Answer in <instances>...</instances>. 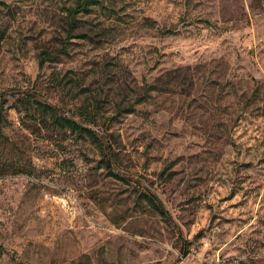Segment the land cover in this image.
Listing matches in <instances>:
<instances>
[{
    "label": "rangeland",
    "instance_id": "1",
    "mask_svg": "<svg viewBox=\"0 0 264 264\" xmlns=\"http://www.w3.org/2000/svg\"><path fill=\"white\" fill-rule=\"evenodd\" d=\"M75 1L0 0V264H264V0Z\"/></svg>",
    "mask_w": 264,
    "mask_h": 264
},
{
    "label": "trees",
    "instance_id": "2",
    "mask_svg": "<svg viewBox=\"0 0 264 264\" xmlns=\"http://www.w3.org/2000/svg\"><path fill=\"white\" fill-rule=\"evenodd\" d=\"M96 2H97L96 0H76L75 1V6L71 10V14L69 18V25L66 30L67 38L72 37V32L77 26L75 16L80 13L86 12L89 9V7L91 5H94ZM163 33H166V32H163ZM53 58L54 56L51 55L50 53L42 52L40 54V60H39L38 66L41 67L44 61L51 60ZM51 81L58 88L67 87L66 82H63V80L61 78H58L57 76H51ZM68 95L71 98H76L75 93L68 94ZM24 99L25 101L23 102V108H16V111L18 113H22V112L24 113L25 115L24 117H28L30 115L34 117L33 112H37L40 116L42 115L49 116L51 118L52 125L58 129H66L72 133H76L78 135H83L85 137L95 139L97 135L96 133L98 132H95L94 130H92L91 128L83 124L86 120L91 119L90 115H93L92 111L94 108L91 107L90 104L85 103L81 105L79 108H77L76 114H78V116L82 117L83 119L82 121H77L73 118V114L68 115L65 112L59 110V108H57V106L55 105L47 104L45 102H40L37 100H32V96L30 95H26ZM142 99H143V96L141 97L139 96L136 100V103L140 102ZM91 100H92V104L96 103L95 105H98V103L100 102L98 95H96L95 93L91 94ZM95 105H92V106H95ZM1 106L2 105L0 104V111H1ZM125 109L126 111L129 112L133 108L130 106V107H126ZM31 111H32V114L29 115ZM123 111L124 110L118 105L117 113H121ZM0 118H1V114H0ZM106 151H108V157L105 161V167H106L108 175L116 180L126 181L125 178L114 173L112 170V165H113L112 155L113 154L111 152V147L108 144H106ZM143 197L145 198L147 203L153 208V210L156 211L160 216H162L165 219L169 218L168 212L165 210L162 203L154 195L146 194V195H143ZM184 255H185V252H184Z\"/></svg>",
    "mask_w": 264,
    "mask_h": 264
}]
</instances>
